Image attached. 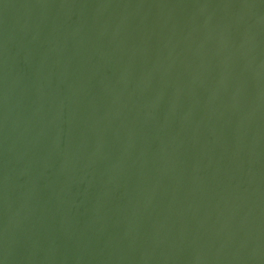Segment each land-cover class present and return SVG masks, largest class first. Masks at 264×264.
Segmentation results:
<instances>
[{
  "label": "water",
  "instance_id": "1",
  "mask_svg": "<svg viewBox=\"0 0 264 264\" xmlns=\"http://www.w3.org/2000/svg\"><path fill=\"white\" fill-rule=\"evenodd\" d=\"M0 264H264V0H0Z\"/></svg>",
  "mask_w": 264,
  "mask_h": 264
}]
</instances>
